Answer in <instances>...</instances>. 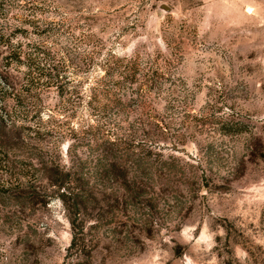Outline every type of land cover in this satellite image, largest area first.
Segmentation results:
<instances>
[{"label":"rangeland","instance_id":"1","mask_svg":"<svg viewBox=\"0 0 264 264\" xmlns=\"http://www.w3.org/2000/svg\"><path fill=\"white\" fill-rule=\"evenodd\" d=\"M0 6V264H264V0Z\"/></svg>","mask_w":264,"mask_h":264},{"label":"trees","instance_id":"2","mask_svg":"<svg viewBox=\"0 0 264 264\" xmlns=\"http://www.w3.org/2000/svg\"><path fill=\"white\" fill-rule=\"evenodd\" d=\"M21 26L20 23L13 26L10 35L7 37L0 34V43L6 45L8 49L4 63L2 66L0 65V101L5 98L6 95L10 94L14 97L18 105H23L25 99L31 95L34 88L41 84L42 78L47 76L45 68L40 66L37 62V54L39 50H41L40 47H36L35 44L24 42L22 34L25 31ZM13 38H16V40L13 41ZM26 48L29 50H26ZM19 65H24L26 68L21 70ZM10 67L22 72L21 79L13 77L10 74ZM50 76L51 75H49V77ZM43 81L45 84L51 82L50 79L47 78H44ZM24 124L25 123H21L20 128H22ZM1 125L2 121L0 120V126ZM10 128H12L10 130H13L15 125H12ZM143 174L144 173L140 172L139 176Z\"/></svg>","mask_w":264,"mask_h":264},{"label":"water","instance_id":"3","mask_svg":"<svg viewBox=\"0 0 264 264\" xmlns=\"http://www.w3.org/2000/svg\"><path fill=\"white\" fill-rule=\"evenodd\" d=\"M158 11L162 14H169L171 13V9L167 7L166 5H161L158 7Z\"/></svg>","mask_w":264,"mask_h":264}]
</instances>
